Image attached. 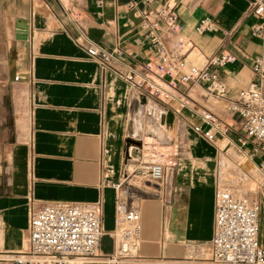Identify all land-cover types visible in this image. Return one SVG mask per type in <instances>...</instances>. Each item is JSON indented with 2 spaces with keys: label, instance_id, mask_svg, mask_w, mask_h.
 <instances>
[{
  "label": "crops",
  "instance_id": "0c3cea01",
  "mask_svg": "<svg viewBox=\"0 0 264 264\" xmlns=\"http://www.w3.org/2000/svg\"><path fill=\"white\" fill-rule=\"evenodd\" d=\"M126 2L107 1L98 9L97 0H0L6 89L0 94V253L28 249L33 204L101 202L106 234L101 252L111 254L109 233L116 227L119 196L140 212L138 255L146 264L211 257L222 158L230 150L242 157L250 153L236 145L244 135L242 119L227 111V102L177 78L175 88L166 87L171 100L158 102L159 112L151 110L154 98L124 79L133 72L139 83L154 55L141 32L142 16L127 10ZM167 2L179 15L188 62L204 66L226 52L231 63L223 80L235 94L244 89L255 58L264 54V36L252 33L258 19L249 0H162L160 5ZM203 19L214 29L199 35L196 27ZM20 25L27 26V40L17 39ZM89 49L112 58L101 62ZM17 75L23 78L14 81ZM204 112L217 120L213 141L194 130L210 128L202 121ZM145 115L163 126L162 140L168 142L165 130L174 136L170 146L178 149L171 182L154 191L122 184L130 175L128 149L144 133L139 126H146Z\"/></svg>",
  "mask_w": 264,
  "mask_h": 264
},
{
  "label": "built area",
  "instance_id": "2783aa9c",
  "mask_svg": "<svg viewBox=\"0 0 264 264\" xmlns=\"http://www.w3.org/2000/svg\"><path fill=\"white\" fill-rule=\"evenodd\" d=\"M107 1L115 0H97V8L101 9ZM161 2L127 0L124 4L127 10H135L142 16L141 32L150 41L154 54L139 74V83L135 82L133 72L124 76L125 81L135 83L160 102L171 100L172 94L166 87L175 88L172 85L175 78L185 87L200 86L209 96L227 102V111L242 119L244 135L236 145L242 153L250 150L246 157L257 164L261 176L257 198L221 186L217 188L211 257L190 256L180 264H264V54L253 62L251 81L235 94L222 76L231 63V56L223 52L204 66L190 64L186 57L188 50L174 46L181 29L175 6L169 2L160 5ZM249 8L258 19L252 33L263 37L264 0H249ZM213 29L210 19L201 20L196 27L199 35ZM88 54L101 62L112 58L110 53L100 55L93 49H89ZM22 78L17 75L14 81ZM201 118L210 128L204 131L198 126L195 132L213 141V130L219 129L216 118L207 112ZM140 143L128 149L127 159L139 165L132 175L123 177L122 184H131L132 179L140 185L170 183L177 152L163 157L158 150L161 144ZM134 146L138 149L133 150ZM257 157L260 162L255 161ZM144 177L148 180L144 181ZM116 215V227L109 233L114 250L105 255L101 252V242L106 235L101 202L33 204L29 213L28 249L21 253H0V264H146L138 255L141 247L139 210L128 204L127 198L118 196Z\"/></svg>",
  "mask_w": 264,
  "mask_h": 264
},
{
  "label": "rangeland",
  "instance_id": "374dc122",
  "mask_svg": "<svg viewBox=\"0 0 264 264\" xmlns=\"http://www.w3.org/2000/svg\"><path fill=\"white\" fill-rule=\"evenodd\" d=\"M175 47H179L182 48L185 46V41L177 38L175 39V43H174ZM4 75V68H0V94L1 92L6 91L5 87H4V83L2 82V77ZM158 82V81H156ZM160 84V83H159ZM163 86V84H162ZM155 99V98H154ZM152 100L153 104L151 107V110H156L157 112H159V108L157 107L158 100ZM161 103V102H160ZM150 108V107H149ZM148 108V109H149ZM150 110V109H149ZM150 110V111H151ZM161 114V113H159ZM145 121H146V126H139L140 130H144V133H140L139 136L136 135L135 137V141L132 143V145H138V143L142 142L143 144H148L149 146H151L152 143H156V144H160V142L165 143V140H162L161 138L164 137H159L160 139L156 138V140H154V136H148L147 130L149 129V126L153 125L150 123L151 120V116L150 115H145L143 116ZM138 119V118H136ZM140 119V118H139ZM150 119V120H149ZM157 123L159 124V119H156ZM136 123H140V125L142 124V120H137ZM154 126V125H153ZM166 133V137H167V141L165 143V145L161 144L158 145V150L161 152V154L163 155V157H167L170 155H173L176 153V145L170 146V143L172 142V139H174V136L172 134H170L168 131L165 130ZM145 135V138H144ZM163 136H164V131H163ZM157 137V136H156ZM158 141V142H157ZM169 143V144H168ZM141 144V143H140ZM148 145H146L147 148ZM185 145V143L183 144V146ZM148 151L146 150L145 153H147ZM230 161H228V160ZM228 162L229 163V169L228 171V176H221V170L219 171L220 173V183H221V187L234 191V192H244L247 193L251 198H257L258 197V189H259V183L261 181V176L259 174L260 172V168L257 165H254L253 162H251V160L248 157H242V155H240L237 152H234L232 150L229 151V157H223L222 158V162H221V167L224 164V162ZM130 164V168H128V171L130 173V175H132L134 173V171L137 169V166L139 165L134 163V162H129ZM221 169V168H220ZM231 175V176H230ZM148 180L147 177H144L143 179ZM131 184L135 185V186H140L141 188L145 189V190H149V191H154V184L151 183H143L142 185L138 184L135 179L131 180Z\"/></svg>",
  "mask_w": 264,
  "mask_h": 264
},
{
  "label": "bare ground",
  "instance_id": "6f19581e",
  "mask_svg": "<svg viewBox=\"0 0 264 264\" xmlns=\"http://www.w3.org/2000/svg\"><path fill=\"white\" fill-rule=\"evenodd\" d=\"M163 131H164V128H163V126H153V125H151V126H149V129L147 130V133H148V135H150V136H154V138H158V136L159 137H162L163 136ZM157 136V137H156ZM137 150L138 148L136 147V148H134L133 150ZM252 162V161H251ZM253 164L254 165H257L255 162H253ZM131 166H129V168H130ZM229 169V163L228 162H224V164L222 165V167H221V176L223 175V176H228L229 174H228V169ZM231 176V175H230Z\"/></svg>",
  "mask_w": 264,
  "mask_h": 264
},
{
  "label": "water",
  "instance_id": "95a60500",
  "mask_svg": "<svg viewBox=\"0 0 264 264\" xmlns=\"http://www.w3.org/2000/svg\"><path fill=\"white\" fill-rule=\"evenodd\" d=\"M26 29H27V26H25V25L19 26L18 36H17L18 40H27L28 39L27 33L25 31Z\"/></svg>",
  "mask_w": 264,
  "mask_h": 264
}]
</instances>
